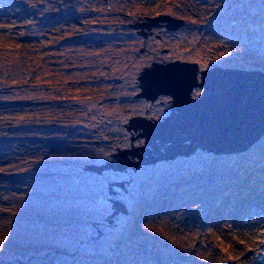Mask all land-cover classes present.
Here are the masks:
<instances>
[{"label": "rangeland", "instance_id": "374dc122", "mask_svg": "<svg viewBox=\"0 0 264 264\" xmlns=\"http://www.w3.org/2000/svg\"><path fill=\"white\" fill-rule=\"evenodd\" d=\"M20 1L31 23L14 28L13 4L0 0V236L55 245L49 264L76 254L87 264H264V185L242 181L228 193L239 177L231 155L196 150L135 172L85 169L129 147L138 133L126 130L129 119L169 113L168 96L136 98L137 76L152 62L196 60L192 24L161 29L160 41L128 25L174 16L178 0H85L87 12L74 15L81 28L62 27L67 16L58 15L46 31L35 23L33 0ZM97 7L102 12L91 14ZM24 39L40 44L23 47ZM260 142L240 159L264 155ZM120 181L127 184L108 188ZM111 198L128 214L111 217Z\"/></svg>", "mask_w": 264, "mask_h": 264}, {"label": "water", "instance_id": "95a60500", "mask_svg": "<svg viewBox=\"0 0 264 264\" xmlns=\"http://www.w3.org/2000/svg\"><path fill=\"white\" fill-rule=\"evenodd\" d=\"M183 19L169 14L146 16L129 25L145 37L151 28L163 26L176 31ZM140 92L136 98L153 103L159 96L170 98V110L162 120L142 116L128 120L126 130L138 131L129 148L117 150L112 160L85 169L101 174L105 170L135 172L139 166L188 157L196 150L214 155H237L264 136V72L212 67L199 69L196 62H152L137 76ZM200 92L193 96L194 89ZM135 138L142 144L134 146ZM124 181L112 183L123 187ZM111 194V193H110ZM111 217L127 209L111 199Z\"/></svg>", "mask_w": 264, "mask_h": 264}, {"label": "trees", "instance_id": "16d2710c", "mask_svg": "<svg viewBox=\"0 0 264 264\" xmlns=\"http://www.w3.org/2000/svg\"><path fill=\"white\" fill-rule=\"evenodd\" d=\"M168 1L163 0L162 4L166 5ZM176 3L178 5L174 4V9L178 10H175L174 16L192 24L190 29L196 33V37L190 39L189 53L192 58H197L191 62H196L200 68L220 67L264 72V0H178ZM43 20L40 18L37 24L40 31H46L57 22L53 19L41 24ZM24 40L21 42L23 47L46 42V38L34 44L29 39ZM43 45L41 48L46 51L48 44ZM13 65L16 66L15 60ZM32 79L28 77L29 81ZM260 141L264 145V138ZM258 152L255 151L245 160L240 159V155L230 156L232 168L239 177L232 187H227L228 193L236 195L240 190L237 186L242 181L248 180L245 186L249 188L264 185V155H258ZM248 153L249 150L242 157ZM51 252H58L53 244H19L0 236V264H49L53 258L47 259L46 256ZM76 255L78 259L69 257L64 264H87L81 254Z\"/></svg>", "mask_w": 264, "mask_h": 264}, {"label": "flooded vegetation", "instance_id": "af4514ba", "mask_svg": "<svg viewBox=\"0 0 264 264\" xmlns=\"http://www.w3.org/2000/svg\"><path fill=\"white\" fill-rule=\"evenodd\" d=\"M67 1V5L69 6L68 8H67V10L69 11V10H71L72 8H71V6H72V0H66ZM80 1V3H83V1H85V0H79ZM98 4H99V1H101V0H95ZM177 5H178V3H177ZM178 7V6H177ZM79 12L80 13H86L87 12V7H81L80 9H79ZM92 12H102V9H99L98 7L97 8H91V10H90V13L92 14ZM133 20V19H132ZM79 26H82V25H79ZM162 28H154V29H152L150 32H145L146 34L145 35H147V36H145L146 37V39H148V38H150V37H152V36H154L155 38H157V40H161V37H159L156 33L157 32H160V30H161ZM154 30H156V32H154ZM135 32V31H134ZM167 101V103L169 104V110H170V105H171V103H170V99H168V100H166ZM165 117V116H164ZM164 117H160V118H148V119H151V120H156V121H160V120H162ZM139 139V138H138ZM138 144L139 145H141L142 144V141H141V139L139 140V142H138ZM131 145V144H130ZM130 145H129V147H130ZM159 162H161V161H158V162H156V163H159ZM155 163V164H156ZM154 165V164H153ZM140 167H145V166H139L138 167V169L140 168ZM115 172V171H114ZM110 187H113V186H111L110 184H109V187L108 188H110ZM113 189V188H112ZM114 192V193H113ZM109 193H112V194H115L116 192H115V190L113 191V190H109ZM117 194V193H116ZM116 197V196H115ZM116 217V216H115Z\"/></svg>", "mask_w": 264, "mask_h": 264}, {"label": "bare ground", "instance_id": "6f19581e", "mask_svg": "<svg viewBox=\"0 0 264 264\" xmlns=\"http://www.w3.org/2000/svg\"><path fill=\"white\" fill-rule=\"evenodd\" d=\"M258 206H259L258 208H263L264 202L262 201Z\"/></svg>", "mask_w": 264, "mask_h": 264}]
</instances>
